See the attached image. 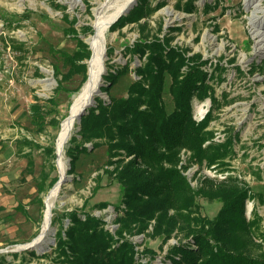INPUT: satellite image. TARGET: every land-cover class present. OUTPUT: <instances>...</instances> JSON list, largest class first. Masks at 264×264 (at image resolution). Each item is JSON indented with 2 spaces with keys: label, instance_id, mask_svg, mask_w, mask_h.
I'll return each instance as SVG.
<instances>
[{
  "label": "rangeland",
  "instance_id": "1",
  "mask_svg": "<svg viewBox=\"0 0 264 264\" xmlns=\"http://www.w3.org/2000/svg\"><path fill=\"white\" fill-rule=\"evenodd\" d=\"M124 1L0 0V264H64L58 262L56 248L74 225L71 214L102 220L116 246L133 244L137 264H172L170 251L180 242L198 250L193 238L188 242L182 235L174 234L166 243L149 237L155 220L145 232L120 233L119 218L126 206L116 169L134 156L121 151L112 157L105 138L84 141L82 119L64 146L66 177L52 207L50 232L39 247L24 248L40 236L46 197L60 181L57 139L89 79L95 22ZM104 36L99 92L86 115L90 109L98 113L100 102H111L103 91L113 86L107 78L129 64L127 75L112 88L114 96L127 97L128 86L140 79L136 69L151 53L146 50L141 56L135 48L139 44L158 42L164 54H181L182 75L189 66L205 72L212 95L192 101L193 120L205 122L211 134L203 147L225 145L229 139L232 144L213 164L191 160L192 153L183 150L177 168L193 188L233 182L248 189L245 215L256 223L253 236L261 245L252 254L264 255V0H136ZM64 57H81L85 72ZM37 100L50 110L42 133L28 121ZM26 138L35 145L20 148L19 141ZM70 150L79 155L74 167ZM120 159L123 162L116 164ZM199 202L203 215L214 217L220 211L217 199Z\"/></svg>",
  "mask_w": 264,
  "mask_h": 264
},
{
  "label": "trees",
  "instance_id": "2",
  "mask_svg": "<svg viewBox=\"0 0 264 264\" xmlns=\"http://www.w3.org/2000/svg\"><path fill=\"white\" fill-rule=\"evenodd\" d=\"M135 48L141 56L146 50L151 53L136 69L140 79L128 86L127 97L114 96L112 88L120 77L127 75L129 64L107 78L108 85L113 86L103 91L111 95V102H100L98 113L90 109L81 122L84 141L105 138L112 157L121 156V151L134 156L123 169H116L126 206L119 218L123 227L120 233L145 232L155 220L154 232L149 237L166 243L176 234L198 243V250L194 251L182 242L174 246L169 254L172 264H264V255L252 254L261 245L253 236L256 223L249 222L245 215L248 189L233 182L215 188L204 183L193 188L177 168L183 150L192 153L191 160L213 164L228 154L227 147L232 144L229 139L225 145L203 147L211 134L205 131V122L193 120V99L203 100L212 95L206 73L189 66V71L182 75L180 69L185 59L181 54H164V47L158 42ZM64 58L76 62L85 72L86 65L79 62L81 57ZM213 102L217 104L215 98ZM49 112L40 100L30 106L28 121L35 132L45 130ZM18 144L20 148L35 145L27 138ZM76 151H69L73 167L79 156ZM121 162L123 159L116 164ZM200 198L219 200L220 211L214 217L203 215ZM69 218L74 225L67 239L59 238V263L137 264L133 244L125 241L116 246L117 241L104 229L102 220L93 216L80 220L75 214Z\"/></svg>",
  "mask_w": 264,
  "mask_h": 264
},
{
  "label": "bare ground",
  "instance_id": "3",
  "mask_svg": "<svg viewBox=\"0 0 264 264\" xmlns=\"http://www.w3.org/2000/svg\"><path fill=\"white\" fill-rule=\"evenodd\" d=\"M135 2L136 0H125L111 15L105 17L100 16L95 22V35L90 39L92 57L89 62V79L80 93H78V95L75 97L70 114L68 118L63 121L61 131L57 139V164L61 180L65 179L66 177V168L63 163V153L66 140L78 121L79 113L94 101L96 95L99 92L100 76L104 68V60L106 57L104 36L105 29H107L117 17H119L121 14H125L135 4ZM259 35L261 34H258V36ZM60 188V184L56 185L46 197L47 209L45 221L40 236L36 238L31 244L33 247H39L44 242L46 235L50 232L52 207L59 194Z\"/></svg>",
  "mask_w": 264,
  "mask_h": 264
},
{
  "label": "water",
  "instance_id": "4",
  "mask_svg": "<svg viewBox=\"0 0 264 264\" xmlns=\"http://www.w3.org/2000/svg\"><path fill=\"white\" fill-rule=\"evenodd\" d=\"M123 15H124V14H121L119 17H117V18L111 23V25H113L115 22H117V20H119V18L122 17ZM91 106H92V104H89L88 106H86V107H85V108L79 113V115H78V122H79V123L81 122V119H82L83 115H85V114L87 113V108H89V107H91ZM64 182H65V179H63V180L60 179V181H58L56 185H58V184L62 185ZM56 185H55V186H56ZM32 242H33V241H32ZM32 242L29 243L28 245H26L24 248H25V249L33 248V246L31 245Z\"/></svg>",
  "mask_w": 264,
  "mask_h": 264
}]
</instances>
